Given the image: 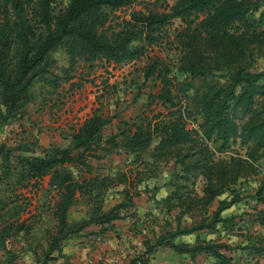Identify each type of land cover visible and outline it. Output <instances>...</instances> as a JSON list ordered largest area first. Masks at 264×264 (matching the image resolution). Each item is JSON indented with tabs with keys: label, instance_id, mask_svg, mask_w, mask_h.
Wrapping results in <instances>:
<instances>
[{
	"label": "trees",
	"instance_id": "trees-1",
	"mask_svg": "<svg viewBox=\"0 0 264 264\" xmlns=\"http://www.w3.org/2000/svg\"><path fill=\"white\" fill-rule=\"evenodd\" d=\"M133 1L0 0V130L14 121L29 119L32 107L37 110L49 102L32 90L37 81L48 83L49 93H54L61 80L72 78L69 68L79 59L89 66L102 59L113 63L137 59L148 46L167 36L165 28L173 19L184 24L174 32L173 42L180 51L176 71L190 76L208 75L197 103L196 129L185 126L183 111L170 99L173 75L169 67L153 58L140 70V79H156L160 87L153 94L147 93L145 106L158 104L165 112L138 114L127 122L120 121L118 131L108 135L102 130L111 117L94 112L76 129L67 133L61 129V143L50 141L47 147H42L34 136L15 144L0 139V264H23L19 262L22 254L14 246L27 237L32 223L19 218L28 200L16 190L27 185L36 187L45 176L48 180L44 194H56L48 205L55 227L45 229L47 247L41 257L32 253L37 257L35 264H47L59 257L67 260L71 253L65 241L79 233L85 237L91 233L94 240H100L98 235L119 218L120 209L127 203L119 201L103 208L107 189L115 183L107 171H96L104 164L89 160L99 162L118 150L137 157L145 154L144 159L177 157L174 160L180 162L181 173L175 171L172 175L181 181L167 199L184 198L180 192L183 182H191L198 175L205 179L202 195L184 201L173 229L152 243L145 242L144 249L125 264H147L158 246L189 257L209 255L221 264L231 261L224 252L229 248L226 243L199 239L197 233L212 232L217 224L230 228L242 222L233 221L234 215L222 216V211L240 199L236 189L228 186L239 185L240 177L244 180L254 174L258 160L264 162V105L257 102L264 96V69L249 71L240 66L241 61L264 46V0H174L163 11L131 10L117 27L112 26L113 12ZM258 8L261 9L254 18ZM59 50L69 64L61 69V75L50 68L53 53ZM214 77L218 81L209 82ZM206 142L213 143L220 152L237 143L244 147L245 159L229 156L227 160H213ZM37 150L41 153L37 154ZM224 190L230 192V197L220 199L209 215L195 224L180 225L179 216L185 209L197 203L205 206ZM121 192L126 194L127 190ZM253 197L264 204V179L257 184ZM76 204L83 207L84 213L74 217L71 211ZM31 216L37 219L38 214ZM249 217L251 224L264 229V206L255 208ZM90 225L95 232L86 229ZM183 235H194L193 243L174 241ZM245 239L244 244L236 246L245 264H264V233L247 235ZM6 240L12 241L10 247L5 245Z\"/></svg>",
	"mask_w": 264,
	"mask_h": 264
},
{
	"label": "rangeland",
	"instance_id": "rangeland-1",
	"mask_svg": "<svg viewBox=\"0 0 264 264\" xmlns=\"http://www.w3.org/2000/svg\"><path fill=\"white\" fill-rule=\"evenodd\" d=\"M59 1L60 3L65 2V0ZM173 2L174 0H134L128 7L114 11L110 24L117 27L116 25L122 19L127 18L131 10L154 9L163 11L167 10ZM260 9L258 8L253 12L254 18ZM183 26L184 24L180 20L173 19L165 28L167 36L163 37L159 43L148 46L143 55L131 61L113 63L102 59L95 62L96 64L93 66H89L80 59L75 61L69 68L72 78L68 81L61 80L54 93H49L50 86L48 83L37 81L32 90L36 94H40L38 97L49 99V102L38 106L37 110H35L36 106L32 107L28 114L29 119L22 122L14 121L11 125L15 127V132L5 134L4 138L0 137V139L15 144L17 141L33 135L36 136L42 147H47L50 141L56 144L61 143L59 137L61 129L65 130V133L76 129L86 117L94 112L111 117L102 130V133L107 135L118 131L117 125L120 121L127 122L138 114L150 116L157 111L165 112L166 109L158 104L152 103L150 106H145L147 93L153 94L160 87L156 79L150 78L146 82H142L140 79V70L153 58L169 67L170 75H173V77L171 76L170 99L176 103L180 111H183L185 126L189 129H196V121L199 119L196 112L197 103L199 96L203 93L208 75L190 76L176 71L175 63L180 51L176 47V43L173 42L174 32ZM261 27L264 28V24ZM53 56L50 68L53 69L54 73L61 75V69L67 68L69 65L67 57L60 50L54 52ZM240 66L249 71L264 69V46L241 61ZM214 81H218L216 77L209 80V82ZM257 102L258 105H264V96L258 98ZM31 127H35L37 130L30 131ZM206 143L213 154V160L218 157L227 160L229 156L245 159V149L237 143L232 144L228 150L223 152L217 151L213 143ZM36 153L40 154L41 151L37 150ZM146 156L140 154L137 157L133 153H124L118 150L99 162L89 160L92 164H104L103 168L96 171L99 173L107 171V175L111 176L115 183L107 189L103 208H109L119 201L127 203L126 207L120 209L119 218L112 220L110 226H107L109 228L107 233L110 235V241H108L114 247L113 251L118 254L117 261L112 264L127 263L130 257L144 249L145 242L152 243L158 236L172 230L175 221L178 219L179 211L184 207V201L189 197L195 198L202 195L205 179L198 175L191 182H183L184 188H180V192L183 193L184 198L177 201L173 198L167 199V195L175 190L181 181L178 176L172 175L175 171L177 174L181 173L180 162L176 163L174 159L177 161L178 158H174L172 155H167L163 159H144ZM254 167V174H249L244 180L241 177L237 180L239 185L228 186L236 189L240 199L222 211L223 217L234 215L233 221L237 222L240 219L242 222L234 224L230 228H223L217 224L216 229L212 232L202 230L197 233L199 239H212L228 245L229 248L223 250L226 256L231 259L227 264H245L243 256L236 246L244 244L247 235L252 237L257 233H264V229L249 222V216L253 210L264 206L262 202H256L253 197L257 184L264 179V162L258 160ZM73 173L78 175L76 171ZM119 178L122 179L121 182H119ZM46 179L47 177H44L36 187H31V190L22 189V195L30 199L29 210L32 211L31 205H35L39 201L38 199L44 198L45 201L50 199L51 203L56 197L55 191L44 194L47 192L45 189ZM122 189H126L127 193H122ZM230 195L228 190H224L205 206L197 203L196 206L184 208L186 211L179 216L180 225L186 226L197 223L212 212L220 199H228ZM83 210L82 206L76 204L72 208V216H81L84 213ZM31 211L20 214L23 219H28L27 224L31 222L32 226L35 224L37 226L43 225L48 229L55 227L54 221H49L46 218L47 215L36 222L37 219L30 216L33 213ZM86 229L96 231L92 225ZM36 238L39 237L36 236ZM194 239V235H183L175 237L174 241L191 244ZM100 240L104 242L103 239L100 238ZM61 264H65V262L63 261ZM147 264L221 263L209 255L199 254L195 257H189L186 254H178L169 247L158 246L149 255Z\"/></svg>",
	"mask_w": 264,
	"mask_h": 264
},
{
	"label": "crops",
	"instance_id": "crops-1",
	"mask_svg": "<svg viewBox=\"0 0 264 264\" xmlns=\"http://www.w3.org/2000/svg\"><path fill=\"white\" fill-rule=\"evenodd\" d=\"M13 125L8 124L6 127H3L0 130V136H4L5 134L8 135L10 132H15V127H12ZM30 131H36L37 129L35 127H31L29 129ZM33 137V135H29V138ZM36 137V136H34ZM28 137H26L25 140H29ZM46 179V184H45V189L47 188V180L48 176ZM44 178V177H43ZM42 178V179H43ZM41 181V180H40ZM38 181V183L40 182ZM32 183V181H31ZM38 185V184H37ZM30 185H27V187H24V189L31 190ZM44 187V186H43ZM23 188H17L16 192H21ZM25 195V194H24ZM28 205L26 206L25 210L23 211L24 213H28L31 210L28 209L30 199L29 197L27 198ZM37 203L35 205H31L32 211L36 214H38L37 219L42 220L44 218V215L49 221H53L50 213V209L48 208V205H51L52 202L47 203L48 201H45L44 198L38 199ZM45 204L43 207L41 204ZM34 204V203H33ZM29 210V211H28ZM22 212V213H23ZM47 213V214H46ZM21 214V213H20ZM30 215V216H31ZM20 219L22 218V215L19 216ZM41 218V219H40ZM42 222V221H40ZM47 229L46 226H37V224L33 225L31 229L29 230V233L27 237L24 238L19 244L17 243L14 248L17 247V251L20 253L21 258H19V262L23 264H35L36 263V256L32 254L33 252H36L38 254V257H41L42 252L46 250L47 247V232L45 231ZM38 236L39 238L35 237ZM98 236L101 237L103 241L99 240H94V234H89L86 237L82 235V233H79L76 236H73L72 238L66 240L67 242L64 246L70 250L71 255L68 257L67 260H65V264H112L114 263L113 260L118 259V254H116L113 250L114 247L112 244L109 242L110 241V235L107 233V230ZM42 237V238H41ZM109 240V241H108ZM11 240H6L5 245L7 247L11 246ZM64 249V247H63ZM62 249V250H63ZM108 254H110L108 256ZM116 254V255H114ZM109 257V258H107ZM63 262V258L59 257L56 261H49L47 264H61Z\"/></svg>",
	"mask_w": 264,
	"mask_h": 264
}]
</instances>
